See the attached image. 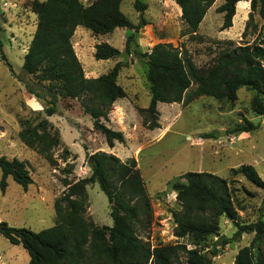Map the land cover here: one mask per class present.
Wrapping results in <instances>:
<instances>
[{
    "label": "trees",
    "instance_id": "trees-1",
    "mask_svg": "<svg viewBox=\"0 0 264 264\" xmlns=\"http://www.w3.org/2000/svg\"><path fill=\"white\" fill-rule=\"evenodd\" d=\"M215 0H175L181 10V19L188 31H197L206 11ZM239 1H249L251 21L255 11L264 21V0H223L216 7L222 13L220 29L232 25L235 6ZM122 0H92L84 5L80 0H33L32 11L37 23L23 56L22 71L32 83L45 89L44 94L24 82L27 92L47 100L44 109L50 116L56 112L59 98L79 99L89 114L92 126L99 131L109 147L123 143L122 131L114 130L103 122L108 120L111 105L126 92L117 82L121 61L97 77H87L73 48L72 36L77 26L89 29L94 35L111 33L118 27H126V48L140 29L148 22L143 16L147 8L145 0H134L138 21L133 23L121 10ZM249 22L247 23V25ZM119 50L107 42L94 45L95 59H110ZM146 65V80L150 100L145 108H137L148 129L159 128L157 103L180 102L187 105L200 96L218 100L235 101L238 89L245 87L254 92L250 107L256 114H264V45L243 43L228 45L220 50L212 62L197 66L170 42H157L146 52L134 50ZM1 59L10 67L5 55ZM46 83V84H45ZM237 126L248 132L257 128L249 120ZM20 141L56 165L52 149L60 145L58 130L46 118L31 124L19 119ZM207 137H215L213 133ZM89 175L83 178L63 180L66 191L54 201L56 222L54 225L33 231L25 227H13L0 221V233L12 244L21 245L29 255V264H210L207 253L201 249L187 248L185 244H156L139 237V229L152 221V207L140 171L134 158L122 161L105 151L86 154ZM0 190L5 191L7 177L24 189L33 182L26 161L0 155ZM238 172L257 187L264 188V181L250 164L241 165ZM184 181L171 183L176 193L179 210L171 211L176 237H191L196 245L209 235H218L216 246L231 244L243 233H253L250 242L238 249L233 264H264V220L235 222L231 237L219 234V218L222 215L235 219L233 189L228 181L207 171H187ZM97 183L106 195L110 206L111 225H96L88 216L87 184Z\"/></svg>",
    "mask_w": 264,
    "mask_h": 264
},
{
    "label": "rangeland",
    "instance_id": "rangeland-1",
    "mask_svg": "<svg viewBox=\"0 0 264 264\" xmlns=\"http://www.w3.org/2000/svg\"><path fill=\"white\" fill-rule=\"evenodd\" d=\"M32 1L0 0V155L26 161L33 180L24 189L11 176L7 177L5 191L0 190V221L33 231L54 225V201L66 191L63 180L88 176L86 154L95 151L112 153L122 161L131 157L135 159L153 215L150 225L139 229V237L152 246L182 243L204 253H209L215 246L217 234L207 236L199 246L191 237L174 235L171 211L179 210L180 205L171 183L184 181L182 176L187 171L214 173L225 178L232 187L236 217L222 215L219 234L231 237L236 230L235 222L264 220V188L255 186L238 172L241 165L250 164L264 181V114H256L250 107L253 91L239 88L237 99L232 102L210 96H200L187 105L158 102L160 127L155 129H148L137 111L139 107H147L150 92L145 62L134 55V50L146 52L157 42H170L195 65L206 66L228 45H264V21L255 11L250 21L249 1L236 4L232 25L221 30L223 16L215 9L223 0H215L197 31L190 33L175 0H145L147 8L143 16L148 23L129 41L128 48L126 36L131 31L126 27L99 35L83 26L75 28L72 44L85 76L93 74L97 77L112 68L115 62H122L117 82L124 88L126 96L111 105L108 120L101 118L105 125L124 134L125 141L115 142L113 147H109L104 136L93 128L79 99L59 98L56 112L48 116L44 109L49 95L45 93L47 98L42 100L27 92L24 82L39 93L45 92L22 71L23 56L37 23ZM80 1L87 5L92 0ZM133 1L122 0L121 10L136 23L139 13ZM101 42L111 44L119 52H127L126 61L123 62L119 55L95 59L94 45ZM2 54L10 67L1 59ZM42 118L51 122L59 132L60 145L52 149L56 165H50L18 138L19 119L35 124ZM245 120L253 122L257 128L238 131L237 126L246 124ZM211 133L215 137L206 136ZM86 191V216L98 226L111 225L110 206L98 184H87ZM252 237L253 233H243L231 244L216 246V254L210 252L207 260L210 264H233L238 249L247 245ZM0 253L7 256L10 264H29L27 251L19 244L10 243L1 233Z\"/></svg>",
    "mask_w": 264,
    "mask_h": 264
},
{
    "label": "crops",
    "instance_id": "crops-1",
    "mask_svg": "<svg viewBox=\"0 0 264 264\" xmlns=\"http://www.w3.org/2000/svg\"><path fill=\"white\" fill-rule=\"evenodd\" d=\"M178 11H179V13H180V15H181V10H180V8L178 7ZM78 56V55H77ZM87 76V75H86ZM95 75H93V74H88V76L87 77H94ZM119 99H121V98H119ZM34 104H35V102H34ZM33 104V105H34ZM0 264H10V262H9V260H8V258H7V256H5V254L4 253H0Z\"/></svg>",
    "mask_w": 264,
    "mask_h": 264
},
{
    "label": "water",
    "instance_id": "water-1",
    "mask_svg": "<svg viewBox=\"0 0 264 264\" xmlns=\"http://www.w3.org/2000/svg\"><path fill=\"white\" fill-rule=\"evenodd\" d=\"M126 54H127V52H125V51H121V52H119V56L123 58V60H122L123 62L126 61ZM207 255H208V257H209V256L211 255L210 252L207 253Z\"/></svg>",
    "mask_w": 264,
    "mask_h": 264
}]
</instances>
